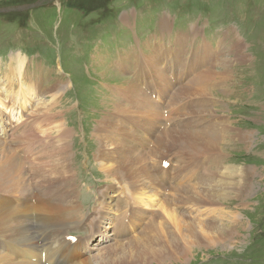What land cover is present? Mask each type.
<instances>
[{
    "label": "rangeland",
    "instance_id": "rangeland-1",
    "mask_svg": "<svg viewBox=\"0 0 264 264\" xmlns=\"http://www.w3.org/2000/svg\"><path fill=\"white\" fill-rule=\"evenodd\" d=\"M35 1L0 0V7ZM163 22L166 25H162ZM166 26L167 30L162 32V27ZM193 28L197 29V35L187 37ZM181 39L182 48L186 46L182 62L176 57V65L170 60L162 64L165 57L175 60L174 53L168 54L166 50H182L181 45L174 42ZM233 46L236 51L232 50ZM154 49L159 57V69L156 65L134 64L142 59L146 61V55ZM137 52L141 53L139 60H136ZM20 57L26 61L22 73L17 70ZM10 65L12 68L7 72ZM150 67L158 72L154 74L156 82L149 78ZM171 69L175 75L169 73ZM181 69H185L182 70L183 80L177 78V84L175 78L180 77ZM139 71L144 76L138 77L136 72ZM229 73L231 84L227 82L225 87L227 83L223 84V80ZM10 76L12 85L8 84ZM189 78L203 81L205 86L202 83V87L194 90L187 87L181 97L176 95V89L189 83ZM155 84L165 102L151 95ZM10 86H13L12 91ZM20 87L34 89V93L29 92L31 101L23 112L20 106L16 111L17 105L10 103ZM0 90V134L9 133L10 137L0 139V158H20V161L9 160L11 177L18 176L17 179L30 184L37 181L34 168L46 166L58 138H68L57 150L61 155L67 154L73 162L74 175L54 177L53 193L63 203L72 206L69 201L72 199L81 205L74 211L79 223L68 226L67 233L71 235L66 241H58L57 235L46 243L47 246L54 247L59 242L72 245L76 240H69L72 236H81L82 242L90 237L93 241L87 246L91 250L89 255L98 257L104 246L114 245L119 239L118 243L123 244L120 253L134 245V252L140 254L138 248L147 246L149 239L158 234L161 241L149 245V263L130 260L121 264H264V0H57L24 12L0 13ZM191 91H195L193 95L197 92L200 95L191 96V99L184 96ZM195 97L207 103L200 110L202 117L191 112L195 104L190 101ZM183 102L184 107L180 109ZM203 102L197 107H202ZM211 110L214 113H209ZM49 120L55 122L54 127ZM112 120H116L117 125L125 123L122 125L126 131L111 125ZM210 120L212 123L208 124ZM175 122L184 123H181L183 126L177 124V130L182 129L184 133H171L173 138L178 136L171 144L178 146L166 153L164 145L157 148L155 140ZM38 123L40 127H36ZM200 123L202 125L198 126ZM223 123H231L245 137H235L228 143L221 141L224 149L216 157L222 159L220 164L236 172L235 182H240L235 184L234 191L224 192L211 203L209 200L214 199L194 197H198L197 191H218L205 189L208 178L202 180L207 167L210 173L214 170L210 162L215 155L187 157L181 148L186 143L183 142L184 134L186 137L201 136L200 132L207 129L200 128L208 125L216 137ZM46 127L43 133L41 130ZM134 130L141 134L138 140L130 137ZM232 132L238 135L235 129ZM102 137L109 143L108 147L114 146L113 143L126 146L118 150L129 151V160L137 159L135 169L130 168L129 162L127 166L131 170L124 166L121 172L124 175H118L128 176L133 182L113 179L108 174L110 170H103L104 160L99 156ZM22 146L29 153L22 152L28 160L14 150ZM189 152L191 156L200 154V151ZM139 155L143 161H138ZM194 159L202 164L195 165ZM142 164L148 169L147 176L144 175L146 185L139 184V178L132 172L141 171L137 166ZM113 166L118 165L113 163ZM26 174L28 176L24 177ZM131 183L148 186L149 190L157 188L160 194L149 205H140L138 198L135 201L129 198L131 208L118 207L116 203L121 198L126 199L125 193L144 192L142 196L149 194L152 198L151 192L138 191L137 186L135 193L129 192ZM174 186L198 187L194 188V193H189L192 199L186 197V200L180 196L178 188L173 189ZM11 195L0 193V196ZM168 199L171 204L169 217L164 213L166 207L161 208ZM183 199L199 202L194 205ZM103 200L113 205L101 210ZM105 216L107 218H103ZM121 218L128 221V233L123 235L124 228L114 224L115 219ZM187 218L189 222L194 218L210 219L220 227L205 230L195 221L193 230L182 223V219ZM160 224L163 227H159ZM151 225L156 230L150 231ZM119 229L122 232L117 233ZM35 230L40 231L43 238L50 234L44 224L38 225L33 232ZM175 236L179 237L180 246L173 248ZM155 248L163 250L166 257L152 253ZM79 254L83 256L84 251L80 250ZM66 255L69 254L66 252ZM141 259L144 258L139 257Z\"/></svg>",
    "mask_w": 264,
    "mask_h": 264
},
{
    "label": "bare ground",
    "instance_id": "bare-ground-1",
    "mask_svg": "<svg viewBox=\"0 0 264 264\" xmlns=\"http://www.w3.org/2000/svg\"><path fill=\"white\" fill-rule=\"evenodd\" d=\"M164 23L165 22H163L162 25H166ZM162 28H163L161 30L162 32L167 30V26L162 27ZM188 35H197V29L193 28L192 31L187 33L186 36L188 37ZM174 42H175V45L180 44L181 45L180 47L182 50L179 51V49H178V51H174V50L172 51L171 48H167L166 52L168 54L174 53L175 60L178 58L179 61L182 62L183 56L186 55V50H185L186 46H184L182 48V45H183L182 39L176 40ZM155 47H157V45ZM234 48H235V46H233L232 50H235ZM218 50H220V49H218ZM162 55L163 54H161V56ZM146 58H147L146 61H143V59H142V61L140 63H136V61H135L134 64L137 66H141V67L144 66V64L145 65L151 64V65H156L158 69L160 68V64L158 62L159 57L157 56V51L155 49L151 54H147ZM139 59H141V53L137 52L136 60H139ZM17 60H18V58H17ZM169 60L173 65H176V63H178L177 60L175 62V60L173 58L168 59L166 57L164 60H161V62H162V64H165ZM230 60H232V58ZM223 63L226 65L227 59H225L223 61ZM25 64H26V61L22 57H20L18 60V63H17V70L19 73H22L24 71ZM187 66L189 67V64ZM11 68L12 67L10 65L8 67L7 72H9V69H11ZM150 69H151V71L149 73V78L151 81L156 82L154 77H155V75L158 74V72L153 67H150ZM223 69L226 70V68H223ZM167 70H169V68H167ZM182 70H185V69H181V72H179L180 77L176 76V78H175V81L177 84H178L177 78L183 80L184 71H182ZM7 72L5 71V74H7ZM142 73H143L142 71H139V73L136 72L138 77L140 74H141L140 75L141 77L144 76V74H142ZM169 73L174 74V69H171ZM218 76L221 77V74L218 73ZM171 79H173V78H171ZM8 82H10L8 84L12 85V76H10ZM227 82H230V84H231V74L230 73L228 74L226 79L223 80V84H225ZM202 83H203V81H200L197 79L191 80V78H189V83H186V84L183 83V86L177 88L175 93H176V95L180 96L183 93H186L187 87H191L193 89L197 86H201ZM144 84L148 86V82H145ZM227 85H228V83L225 84V87H227ZM203 86H205V83H203ZM12 87L13 86H10L11 91H12ZM10 89H8L9 90L8 92H10ZM31 89H32V87H29L28 89H24L23 87H20L17 91H15V97L16 98L11 100L10 103L11 104L14 103L15 106L17 105L16 111L18 110L19 106H20V109L22 112L25 110V108L27 109L26 104L29 101H31L30 93H29L31 91ZM153 89H154V91L153 92L151 91V95L154 94L155 99H158V100L161 99L165 102L163 96H160V94H158V89H157L156 84H155V87ZM31 92L34 93V89ZM194 92L195 91H191L188 95H184V96L185 97L188 96L189 99H191V96H199L200 95L199 92H197L196 95H193ZM0 94H2V90H0ZM52 95H55V94H52ZM184 96H182V97H184ZM199 99L200 98L195 97L193 99V101L192 100L190 101L193 104H195L194 107L192 108L191 112L202 117L203 113H201L200 110L203 109V107H206L207 103L205 100H202V99H201L202 101H198ZM26 100H27V102L24 103ZM19 102H20V105H19ZM202 102H203V104H202L203 106L200 108L197 107ZM184 104L185 103L183 102L182 105L180 106V109H182L184 107ZM195 109H197V110L195 111ZM206 109L207 108H205L204 110H206ZM179 110H177V111H179ZM209 113H214V111L211 110V111H209ZM48 117H50V116H48ZM33 122H35V118L33 119ZM23 123H25V122H23ZM32 123H30V124H32ZM144 123H143V126H144ZM181 123H183V122H177L173 127H171V129L167 128V129L161 131L157 135V139L155 138L156 139L155 145L157 146V148H160L164 145V148L166 149V153L167 152L169 153L172 149H174L178 146L175 143L171 144V140H174L175 137H178L175 135L173 138V135H171V133H173V132H181L182 133V131H183L182 129L177 130L178 129L177 124H179V126L184 125V123H183V125H181ZM201 123L199 125L198 124L197 125L200 126V125H202ZM211 123H212V120H210L208 124H211ZM17 124H19V123H17ZM39 124L40 123H38V125L36 127H40L41 125H39ZM122 124H125V123H121V124L117 125L116 120H112V122H111V125L121 127L123 129H125V131H126V128H124ZM189 124L191 127H194L192 123H189ZM223 124H224L223 128L217 129L218 134L216 135V137H213V129L211 127H209L208 125H205V124H204L205 127H202L200 129L206 128L207 131L200 132L201 136H189L188 135L186 137L187 134H184L183 135L184 136L183 142H186L187 144L185 143V146H182V148L180 147L181 149L184 148L183 151L187 157L189 156V157L196 158L197 156L199 157V156H202V155H205L208 153H212L213 155H215L214 159L210 162L211 165L212 164L214 165V170L211 171V173H210L209 169L207 167L204 175L202 176V180L204 181L208 178V183L206 184L207 187L205 186L206 187L205 189H214V192H215V189H217L218 191L215 193H213V192L207 193L204 191H201V192L197 191L196 194L198 195V197L197 196L194 197L195 194L192 195L194 198H200V197L205 196L206 198L214 199L212 201L209 200L211 203L216 202L215 198L221 197L224 192L226 193V191H234L233 188H234L235 184H238L240 182V181L235 182V179H237L236 172H234L232 170H228L227 169L228 165H226V164L223 165V163L220 164L222 159H220V158L216 159L217 156L221 155L220 151H222L224 149L221 146V141L223 143H225V142L228 143L229 141H231L235 137H243V134L241 133V131L239 129H237V127H233L231 125V123H230V125H229V123H223ZM50 125H52V127H54L55 122L50 121ZM0 126H1V124H0ZM47 128L48 127L44 128L41 131L44 133L47 130ZM140 129H142V128L140 127ZM194 129L197 130V128H193L191 130H194ZM233 129H235L237 131L236 132L238 134L237 136H235L236 135V134H234L235 132H232ZM36 130L39 131L40 129H36ZM131 133L133 135L130 137H136L137 140L139 138H141V134L137 133L135 130L132 131ZM183 133H184V131H183ZM2 136L3 135L0 134V139L2 138ZM3 137L5 139H8L9 133H8V135L3 136ZM244 138L245 137H243V139ZM67 140H68V138H64V137L58 138L57 144H55V147H53L54 148L53 154H52L51 158L47 160L49 162H45L46 166H38L37 169L34 168L35 171H33V172L37 173L36 175L35 174L34 175L35 176L38 175V176H37V181H33L31 184L28 181L27 182L20 181L19 179H17L18 176L17 177L15 176L16 178L10 176L9 160L20 161V158H14V159H11L8 157H1L0 158V161L2 162V163L0 162L2 164L1 167L3 168L2 171L0 170L1 171L0 172V193H5V194L7 193L10 195L13 194L11 196H0V264H121V263H125L127 261H130V260H134L136 262L139 261L140 263H142V262L149 263V245L154 243L155 241H161V237L158 234L155 238L149 239V244L147 243L148 244L147 246L142 245L141 248H138L139 250H141L140 254H137V252H134L135 251L133 248L134 245H131L130 247L126 248L125 250H123L120 253V250H121V247L123 244L121 242L118 243L120 241L119 239L117 240L116 244H114V245L104 246L101 249V251H103L102 254L100 255V252H99L98 257L96 255H93V254L89 255L90 254L89 252L91 250H90V248L88 249L87 246L90 245L89 242L93 241L92 239H90V237H87L86 240L84 242H82L80 239L81 236H72V238L69 240L76 239L72 245L63 244V242L66 241V239L69 238L71 235V234L67 233L68 226H73L74 224L79 223V220H75L77 217V213L74 211H75V208L81 207V205L79 203H77L76 201H73L72 199H69V201H71V203H73L72 206L68 202L63 203L61 201L62 199H60L58 197H56L59 199L57 201V199L55 198L54 193H53L54 177L63 176V177L69 178L70 175L71 176H72V174L74 175V173H73L74 168L71 167L73 165V162H71L68 159L67 154L61 155L57 150V148H59L60 145H62ZM100 142L102 145L99 148V156H100V158L102 157L104 160L103 165H102L103 170L104 169L110 170L108 174L110 176H112L113 179L118 178L121 180V178H123L125 180H128V182L129 181L133 182L132 179L127 178L128 176L127 177H125V176L118 177V175L119 174L124 175L121 172H122L124 166L129 168L127 166V164L129 162L132 164L130 168H134V164L137 161V159L134 157V158H131L129 160V157H127V155H129V151H119L118 150V149H121L122 147L125 148L126 146H123V145L117 144V143H113L114 146L108 147L109 143H107V141L105 142L103 137L101 138ZM23 147L24 146L20 147L21 149L17 148L14 150L17 152L18 155H21L25 160H28V156L26 154H29V153L27 151L25 152ZM26 150H27V148H26ZM189 150H192L195 152L200 151V152H198L200 154H196V155L191 156V153L189 152ZM23 151L26 154L22 153ZM179 151H182V150H179ZM217 152H219V153H217ZM40 156H41V154L39 155V157ZM60 156H62L63 158H61ZM137 158H139L138 161H140V159L142 158V155H139V157H137ZM194 162H195V165H197V162H198V165L202 164L201 161H199V160L196 161V159H194ZM113 163H116L118 166L117 167H115L116 165L113 166ZM138 163L139 162H137L136 164H138ZM59 164H61V166H59ZM33 165H31V166L34 167ZM139 165L137 166V168H139L141 171L136 170V171H132V172L135 173L137 175V177L139 178L138 179L139 184H142V185H143V183L147 184V182L144 179V175L147 176L148 169L143 164H142V166H139ZM200 169L201 170L203 169V165H202V168H200ZM19 170H21V169H19ZM21 173H23V172H21ZM14 174H13V176H14ZM28 174L23 175V176L24 177L28 176ZM34 175H32V176H34ZM23 176H21V177L23 178ZM204 176H205V179H203ZM198 178H200V177H198ZM201 183H200V186H201ZM137 184L138 183H135V184L131 183V185L129 187V192L135 193L134 191H135ZM142 185L137 186V190L138 191H142V190L144 191L146 189V192H149V193L151 192L150 196L152 198H149V194L146 195L145 197L142 196L144 192L143 193H137L136 192L134 195H130L129 193H125L126 199H123V198L119 199V201L117 203L115 202L116 205H118V207H125V208L130 207L131 208L132 205H130L129 201L127 200L129 198H131L133 201H135L136 198H138L140 205H142V203L144 205H149L151 201H155L154 197L157 195L159 196V194H160L159 191H156L157 188L149 190L148 186H142ZM195 187H198V186H193L191 188H188V186H187V187H183L184 189H182V187L178 188V187L174 186L173 189L176 191V189L178 188L177 191L181 192L180 196H183L185 199L186 197L190 198L191 195L189 193H194ZM38 188H42V190L40 191ZM124 190H126V189H124ZM213 196H216V197H213ZM187 198H186V200H187ZM184 199H183V202H186V203L190 202V204L194 203V205L199 202V201L198 202L194 201L196 199H193V201H184ZM190 199H192V198H190ZM168 201H169V199L165 200L164 203L161 204L162 210H164V207H166V211H164L166 216H168V214L171 213V207H170L171 204H169ZM102 202L104 204V208L101 210H105L106 207H111L113 205L112 202H110V201L104 202V200H103ZM119 209H121V208H119ZM172 211L174 212V210H172ZM171 216H173V215L171 214ZM161 217H163V215ZM100 218H102V217H100ZM103 218H107V217L105 216ZM182 218L184 219V215L182 216ZM162 219H163V221H165V217H163ZM183 219H182V223L186 224V227H189L190 229H193V230H194L193 222H195V221H198V223H200L203 226V229H205V230H213V229H218L220 227V226H217V224L213 223L210 219L209 220H204V219H202V220L198 219L197 220V218H194V219H191L190 222H189L190 218H187L186 220H183ZM86 220H87V215H86ZM151 221H152V223L155 222V220H151ZM151 221H150V223H151ZM40 224L47 225V227L50 229V234L47 235L45 238H43L42 234L39 233L40 231L35 230L33 232V229L37 228V226ZM114 224H116L119 227L124 228L123 229L124 233H121V235L128 233L126 231L128 221L124 220V218L115 219ZM160 226L163 227V225H161V224L159 225V227ZM132 228H134L133 225H132ZM80 229H83V227H81ZM150 229H151L150 231L156 230L153 225L150 226ZM120 232H122L121 229L118 230V233H120ZM34 233H35V235H34ZM57 235H58V241H60V239H62L63 242L62 243L59 242V244L57 246H54V247L47 246L46 243L48 241L53 240V238L55 239V237H57ZM53 243H55V242H53ZM81 243H83V245ZM178 246H180V239L178 236H175V240L172 243V247L175 248ZM135 249H137V248H135ZM80 250L84 251L83 256L81 254H79ZM105 251H107V252H105ZM66 252L69 254L68 256L66 255ZM118 252L120 254L117 256L116 254ZM153 252L156 256L160 257V255L162 254V258L166 257V254H163L164 253L163 250L159 251V250H156V248H155V250H153L152 253ZM103 253H107L106 255H108V257L106 255H104ZM43 255H45V256H43ZM139 257H143L144 259L139 260ZM107 260H108V262H107Z\"/></svg>",
    "mask_w": 264,
    "mask_h": 264
},
{
    "label": "water",
    "instance_id": "water-1",
    "mask_svg": "<svg viewBox=\"0 0 264 264\" xmlns=\"http://www.w3.org/2000/svg\"><path fill=\"white\" fill-rule=\"evenodd\" d=\"M51 1L57 2V0H37L35 2L24 3L19 5L5 6L0 7V13H9V12H24L31 10L33 8L41 7L44 3H50Z\"/></svg>",
    "mask_w": 264,
    "mask_h": 264
},
{
    "label": "trees",
    "instance_id": "trees-1",
    "mask_svg": "<svg viewBox=\"0 0 264 264\" xmlns=\"http://www.w3.org/2000/svg\"><path fill=\"white\" fill-rule=\"evenodd\" d=\"M96 2V1H95ZM19 4H21V3H13V4H11V5H8V6H12V5H19ZM1 5V4H0ZM4 7V6H3Z\"/></svg>",
    "mask_w": 264,
    "mask_h": 264
},
{
    "label": "flooded vegetation",
    "instance_id": "flooded-vegetation-1",
    "mask_svg": "<svg viewBox=\"0 0 264 264\" xmlns=\"http://www.w3.org/2000/svg\"><path fill=\"white\" fill-rule=\"evenodd\" d=\"M44 4H46V3H44Z\"/></svg>",
    "mask_w": 264,
    "mask_h": 264
}]
</instances>
